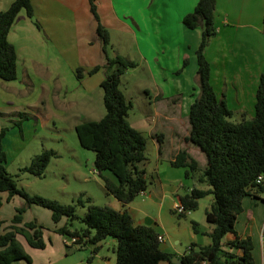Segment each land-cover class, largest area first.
<instances>
[{"label":"crops","instance_id":"crops-1","mask_svg":"<svg viewBox=\"0 0 264 264\" xmlns=\"http://www.w3.org/2000/svg\"><path fill=\"white\" fill-rule=\"evenodd\" d=\"M13 1L0 0V11L6 10ZM30 1L33 8L32 17H28L25 11L21 10L8 33V40L14 45L17 54L16 79L8 82L0 79V129L8 128L3 139L8 172L9 152H21V149L15 152L8 150V135L14 128L22 134L24 126L32 116V112L27 109L34 108L33 104L37 103L36 94H39L40 102H44V96L48 95V103L49 100L52 105L64 102L70 110L77 111V102L90 98L92 88L100 86L103 78L99 77L98 70L92 75H84L78 79L75 69L91 68L100 65L103 60L106 61L107 52H104L96 33L97 21L90 12L88 0ZM197 1L96 0L99 20L108 30L112 48L116 42L113 38L116 37L117 42L124 45L134 41L141 61L145 63L152 77L155 113L154 132L150 131V135L155 139L158 155L155 168L156 184L147 186V189L126 207L135 225L157 228L156 231L166 239L169 236L166 225L161 220H155L143 205H135V201L144 205L158 202L159 209L162 205L169 204L174 210V205L180 202L181 189L187 193L193 186L208 188L204 182L198 180L197 173L186 177L180 170L181 167L171 164L175 155L182 149L195 158L199 165L203 162L204 166L206 163V158H203L205 155L201 154L199 148L186 140L190 127L189 105L199 91L196 50L201 40L202 28L189 29L182 23V18L193 10ZM263 12L264 0H216V34L211 37L204 54L210 62L211 83L218 97L224 98L232 111V117L235 119H230L234 122L241 121L242 117L251 118L254 114L255 92L259 76L264 71ZM60 43L65 47L61 49ZM113 55L122 56L123 53L113 50ZM184 59L188 63L182 69ZM62 60L65 61V68ZM71 81L75 86L69 89L66 83ZM76 88L81 94L76 93L70 97L72 90ZM147 92L149 95L151 91L147 89ZM86 105L89 107L88 102ZM20 113L23 115L20 116ZM48 118L53 117L48 115ZM25 165H18L17 169ZM147 173L146 169L145 176ZM105 175L112 178L107 173ZM188 178L191 181L186 182ZM23 186L29 192H34L26 185ZM98 186L102 187L100 183ZM85 192L92 196L95 202L93 193L88 190ZM0 195L3 200L0 211L6 209L12 218L16 208L23 205L24 199L15 195L7 201V192H1ZM256 196L244 197L243 211L237 217L235 229L239 234L252 238L255 264H264V220L257 215V211L259 215H263L264 198L261 192ZM212 200L211 194L200 198L197 208L185 214L184 217L196 222L198 230L195 232L191 229L187 247L191 243H210L207 233L213 225L206 220L205 212L210 208ZM108 202L107 205L121 209L120 204L115 205L110 200ZM39 207L41 208L34 204L28 207L23 213V221L36 220L42 224L38 216L45 212ZM66 222V217H62L57 223L53 222L48 226V234L43 231L46 245L41 249L31 247L23 236L18 235L17 238L30 256V261L18 260L12 264H115V253L113 252L112 258L109 253L102 251L103 244L109 241L107 239L98 244H90L84 240L67 244L65 235L55 231V228L63 226ZM5 225L6 223L0 227V234L4 232ZM180 225L181 222L177 224L178 227ZM233 237L232 233H227L223 240L229 241ZM180 242L181 238L176 237L175 243ZM112 243H115L114 239ZM161 247L172 254L171 258L179 257L187 249L185 247L183 251H177L168 245L165 239L161 242ZM160 264L171 263L164 260Z\"/></svg>","mask_w":264,"mask_h":264},{"label":"trees","instance_id":"trees-1","mask_svg":"<svg viewBox=\"0 0 264 264\" xmlns=\"http://www.w3.org/2000/svg\"><path fill=\"white\" fill-rule=\"evenodd\" d=\"M88 3L97 21L96 33L106 53L110 44L108 30L100 23L96 0H88ZM215 5L216 0H198L193 10L182 18L187 28H202L196 50L199 91L189 105L190 127L186 140L199 148L205 155L206 163L201 167L195 158L182 149L171 164L183 168L186 177L200 172L198 180L208 188L193 186L180 196L179 201L185 210L192 211L197 208L200 198L211 194L213 200L205 217L213 227L207 233L210 237L208 245L191 243L179 258L181 264H255L252 238L239 234L235 223L243 211L244 197H257L258 192L264 191V181L256 183L259 175L264 178V71L259 76L255 92L253 116L243 117L239 122L232 121V111L224 98L218 97L211 83L210 62L204 54L211 37L216 34ZM32 9L30 0H14L6 10L0 11V79L3 81H12L17 76V54L14 45L8 40V33L18 13L24 10L28 17H32ZM262 33L264 35V12ZM187 63L184 59L182 69ZM135 65V62L120 55L111 57L106 53L103 65L75 69L78 79L104 69L100 87L105 113L97 120L77 124L75 131L80 145L94 152L93 168L102 179L106 193L120 202L121 209L97 205L84 193H80L72 203L63 204L19 187L15 176L7 170L3 139L8 128L0 129V193L7 192V201L15 195L24 199L23 205L16 208L9 224L0 234V264L30 261L18 235L23 236L31 247H45L44 227L36 220L23 221V213L32 204L49 209L54 223L66 217L67 222L55 228V231L77 236L78 242L84 240L98 244L108 237L113 238L115 264H160L164 260L174 264L171 262L172 254L161 247L158 231L150 225H135L126 207L148 186L145 169L139 166L146 159V139L139 129L129 123L127 117L132 104L126 100L119 87L122 74ZM53 156H57L54 150H43L33 155L19 172L40 178ZM106 173L112 178L107 177ZM2 203L0 195V206ZM78 206L86 207L83 216L76 213ZM179 216H185V213ZM76 219L84 227L71 231L68 226ZM3 224L4 221L0 220V227ZM191 226L195 232L198 231L196 222L191 221ZM227 233H232L234 237L224 241ZM262 237L264 239V228Z\"/></svg>","mask_w":264,"mask_h":264},{"label":"rangeland","instance_id":"rangeland-1","mask_svg":"<svg viewBox=\"0 0 264 264\" xmlns=\"http://www.w3.org/2000/svg\"><path fill=\"white\" fill-rule=\"evenodd\" d=\"M117 40V37L113 38V41H116L113 48L112 44H109L107 51L108 56H114V50L115 52L123 53L122 57L136 64L134 67L128 68L124 74H122L119 87L123 91L126 100L132 104L127 117L129 123L138 128L146 139V159L140 162L139 166L145 168V170L147 169L148 173L146 178L148 186H150L156 184L155 168L158 160L155 139L150 135V131L154 132L153 116L155 113V105L152 101L154 97L152 77L148 73L145 63L141 61L134 41L124 45L117 42ZM64 47L65 46L61 44L60 48L62 49ZM61 62L63 68H65V61L62 60ZM66 62L69 61L66 60ZM104 63L105 61L103 60L100 65ZM103 76L104 69H100L99 77L102 79ZM66 84L69 89L75 86V83L72 81ZM147 89L151 91L149 94L151 97H149ZM72 93L70 97L75 96L76 93L81 94V92H77V88L73 89ZM102 95V88L99 85L95 86L91 90V94L89 95L90 98H85L77 102V104L80 105L76 104L77 111L73 112L68 108V104L64 102H57V104L52 105L51 100H49L48 103V95L44 96V102H40L39 94H36L37 103L33 104L35 105L34 108L27 109L32 112V116L28 120V124L24 126L25 129H23L22 134H20L17 128H14L10 135H8L6 143L10 151L15 152L21 149L20 154H10L8 151L10 155V173L15 176L19 187L24 188L23 185H26L30 191H34L30 193H37L41 196L55 199L63 204L72 203L73 199L80 193L90 196L85 192L87 190L93 193L95 196V202H93L97 205H107L109 200L114 202L115 205L120 204L114 196L106 193L102 179L93 168L94 152L80 145L75 131L76 124L88 120H97L104 115L105 108ZM87 102L89 103V107L86 105ZM42 107L44 108L40 109ZM48 115H51L53 118H48ZM232 119H235V117H232ZM46 149L54 150L57 156H53L50 159L42 177L39 178L30 173L19 172V169H17L18 165L29 163L33 155ZM201 154L203 155V153ZM200 166L203 167V162ZM180 170L184 172L183 168ZM14 171H16V173H14ZM199 174L200 172L197 173V175ZM185 181L191 180L188 178ZM98 183H100L102 187L98 186ZM24 189L28 191V189ZM179 193L183 194L185 191L181 189ZM261 196L264 198V191L261 192ZM90 197L92 198V196ZM92 200L94 199L92 198ZM135 202H137L135 205H143L142 207L147 210L155 220H161L166 225L169 236L167 239L166 237L164 239L167 240L168 245H171V247H174L173 249L177 251H183L185 247H187L189 244L187 239L192 229L191 221L188 217L179 216L175 211L173 212L169 204H164L159 209L158 202L150 203L149 205H144V203L140 201ZM40 209L45 213L38 217L42 221L41 225L44 227L43 231L45 230V233L48 234L47 230L50 229L48 226L53 224L50 217V210L44 207ZM85 212V206H78L76 209L78 216H83ZM258 212L259 211H257L258 217L264 220V212H262L263 215H259ZM0 218L8 225L11 216L9 217L7 210L3 209L0 211ZM179 222H181L182 225L178 227L177 224ZM83 226V223L76 219L72 221L68 227L69 229L80 230ZM156 230L158 229L156 228ZM176 237L181 238L180 244L175 243ZM106 239L109 241L103 244L102 251L109 253L111 257L114 258L113 252L115 243H112L113 239L111 237Z\"/></svg>","mask_w":264,"mask_h":264},{"label":"built area","instance_id":"built-area-1","mask_svg":"<svg viewBox=\"0 0 264 264\" xmlns=\"http://www.w3.org/2000/svg\"><path fill=\"white\" fill-rule=\"evenodd\" d=\"M263 181H264V178H263L262 175H259V176L256 178V183H257V184H260V183H262ZM173 209H174L175 213H177V214H184V213L186 214V213L190 212V211L185 210V209H184V206H183L180 202H177V203L174 205ZM65 240H66V243L70 245V244L77 243V242H78V237H77V236H67V235H65ZM158 240H159L160 242H163V241H164L163 236L158 235Z\"/></svg>","mask_w":264,"mask_h":264},{"label":"water","instance_id":"water-1","mask_svg":"<svg viewBox=\"0 0 264 264\" xmlns=\"http://www.w3.org/2000/svg\"><path fill=\"white\" fill-rule=\"evenodd\" d=\"M171 262L174 264H181L180 258L179 257H173L171 258Z\"/></svg>","mask_w":264,"mask_h":264}]
</instances>
